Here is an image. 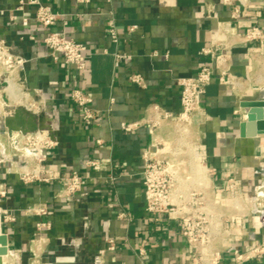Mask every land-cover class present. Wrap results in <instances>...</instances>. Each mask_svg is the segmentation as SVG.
Masks as SVG:
<instances>
[{
    "label": "crops",
    "instance_id": "0c3cea01",
    "mask_svg": "<svg viewBox=\"0 0 264 264\" xmlns=\"http://www.w3.org/2000/svg\"><path fill=\"white\" fill-rule=\"evenodd\" d=\"M19 1L0 0L4 11L0 38L12 54L26 60L15 81L26 96L25 107L43 113L51 127L54 146L41 170L52 171L54 178L23 183L18 169L24 156L14 147L22 137L13 139L6 129L0 131V182L10 191L0 200V209L15 217L2 225L9 240L4 257L11 264H26L28 258L33 259L30 264H191L192 254L179 225L166 217L156 222L145 212L142 152L150 147L148 129L144 125L126 133L121 124L145 123L154 105L179 113L178 79L197 75L208 60L202 51L213 45L221 30L222 53L238 82L233 87L220 85V70L213 64L212 82L202 100L206 117L196 115L194 128L206 145L207 164L215 170V188L224 191L230 175L241 182L243 191H252L263 179L264 135L241 138L239 126L245 121L242 101L264 87V39L243 43L234 33L251 27L264 33V0H242L244 12L238 15L234 0H92L89 4L43 0L60 14L53 29L87 47L84 70L69 67L62 58L53 59L43 44L47 30L34 21V8L16 10ZM25 18L28 26L22 25ZM112 24L117 27L116 44L109 34ZM117 53L130 55L131 60L116 65ZM134 75L143 77L145 88L131 81ZM74 89L92 99L90 107L98 117L89 126L70 100ZM158 135L171 139L172 128L165 124ZM90 162L96 165L89 166ZM73 172L83 176L82 189L70 199H60L62 179ZM35 205H46L49 216L27 213ZM120 212L131 220L119 219ZM39 221L50 222L52 230L35 257ZM261 224L254 228L251 217L232 213L227 230L234 235L254 232L251 243H256L264 240V221ZM110 238L117 241L114 252L106 250ZM140 248L147 253L142 259ZM229 250L224 264H234ZM246 264H264V257Z\"/></svg>",
    "mask_w": 264,
    "mask_h": 264
},
{
    "label": "built area",
    "instance_id": "2783aa9c",
    "mask_svg": "<svg viewBox=\"0 0 264 264\" xmlns=\"http://www.w3.org/2000/svg\"><path fill=\"white\" fill-rule=\"evenodd\" d=\"M77 1L89 4L92 0ZM26 7L34 8V21L47 30L43 44L50 51L53 59L57 61L62 58L69 67L84 70L87 61V47L69 38L63 31L53 29L60 14L50 5L45 4L43 0H20L16 10L23 11ZM235 12L239 14L238 7H235ZM3 14L4 11L0 10V16ZM12 19L16 20L17 16H13ZM28 24V18L22 20L23 26H28ZM109 34L113 43L119 42L117 27L114 24L110 26ZM234 36L243 43L264 39V33L258 27H251L244 32L238 31L234 33ZM33 39L31 37V40ZM224 42V34L219 30L214 37L213 45L202 51V56L207 57L208 60L202 64L197 75L178 79V85L181 87V111L179 113L174 114L154 105L152 116L145 123L121 124V129L126 133L137 131L144 125L147 127L151 138L150 147L142 152L145 212L156 222L166 217L179 225L180 233L185 238L192 254L191 264H224L227 251L236 245H242V247L230 256L234 264H246L255 258L264 257V240L245 246L246 232L242 235H234L227 230L232 213L251 217L253 207L257 209L264 207V187L258 182L252 190L253 196L250 197L248 192L242 190L238 179L227 175L225 190L218 191L213 178L215 170L207 164L206 145L194 128L196 115L206 117L202 100L212 82L213 64L219 67L218 82L220 85L233 87L238 82V78L231 73L226 63L227 56L222 53L221 47ZM115 57L116 65L123 60H131V56L126 54L117 53ZM25 63L26 60L12 54L7 43L0 38V81L13 80L16 82V75ZM131 81L139 87H146L140 75L132 76ZM70 100L79 109L82 122L86 126L91 125L98 117V114L90 107L91 97L84 91L72 90ZM165 124L172 128L171 139L158 135V131ZM53 146L54 142L49 134L42 138L38 134L28 135L15 141V147L20 150L47 152ZM199 151L201 156L197 154ZM183 157H188V170L183 169V164L179 163ZM29 159L34 160V163H27L25 166H19L18 169V176L23 183L53 180L52 171L42 173L43 159L35 157ZM94 165H96L95 162L89 163V166ZM198 165L205 168L209 185L197 174ZM62 181L64 189L58 197L70 199L81 191L84 178L80 173L73 172L64 177ZM9 193V186L0 182V200L6 199ZM26 211L38 218L49 216V209L46 205H35ZM118 218L131 220L125 212H120ZM0 219L2 225L4 222L15 221L14 216L1 209ZM36 230V249L33 253L35 257H38L42 244L45 243V236L52 230V224L48 221H39ZM116 249V239H108L106 250L114 252ZM146 254L144 248L138 250V256L141 259Z\"/></svg>",
    "mask_w": 264,
    "mask_h": 264
},
{
    "label": "water",
    "instance_id": "95a60500",
    "mask_svg": "<svg viewBox=\"0 0 264 264\" xmlns=\"http://www.w3.org/2000/svg\"><path fill=\"white\" fill-rule=\"evenodd\" d=\"M233 5L239 8V14L244 12V6L242 0H234ZM6 82L0 81V98L3 101L4 114L0 116V131L7 130L9 136L13 139L25 137L28 135L37 134L39 132H48L49 137L53 139L51 127L45 119L43 113H33L27 107L22 105H11L9 97L4 93ZM241 108L244 110L245 121L240 123L239 137L251 139L264 135V87L260 89L256 94L247 100L242 101ZM23 153L25 159L35 157L37 159H44L47 152L31 150L30 153L27 150H20ZM28 154V155H27ZM24 162L20 166H25ZM257 173H261L257 170ZM259 181L260 185L264 187V172ZM250 197L253 196V192H248ZM261 221H264V207L262 209L252 208L251 211V224L254 228H260L262 226ZM255 233L250 232L247 235V239L244 243L245 246L249 245L255 240ZM0 243L5 244V248H0V264H3V256H6L9 250L8 236L3 232V226L0 219ZM242 245L232 246L229 250L230 253H236Z\"/></svg>",
    "mask_w": 264,
    "mask_h": 264
},
{
    "label": "bare ground",
    "instance_id": "6f19581e",
    "mask_svg": "<svg viewBox=\"0 0 264 264\" xmlns=\"http://www.w3.org/2000/svg\"><path fill=\"white\" fill-rule=\"evenodd\" d=\"M6 93L12 98V99H14L15 101L16 100H20L21 99V97H22V93H21V90H20V88H18L14 83H12V82H10V81H6ZM40 137L42 136V134H40L39 135ZM54 138V137H53ZM15 147V146H14ZM16 148V147H15ZM27 151H29L30 153H32L31 152V150H27ZM198 154V156H201V152L199 151V153H197ZM28 155V154H27ZM23 160L25 159L24 157L22 158ZM22 160V161H23ZM24 162V161H23ZM23 162H21V163H23ZM5 165V164H4ZM18 166V165H17ZM196 172H197V174L198 175H200L201 176V178L203 179V180H205V181H207V185H209V181H208V179L206 178V170H205V168L204 167H202L201 165H198L197 166V170H196ZM1 248V247H0ZM3 248H5V247H3ZM14 255V254H13ZM13 257V256H12Z\"/></svg>",
    "mask_w": 264,
    "mask_h": 264
},
{
    "label": "rangeland",
    "instance_id": "374dc122",
    "mask_svg": "<svg viewBox=\"0 0 264 264\" xmlns=\"http://www.w3.org/2000/svg\"><path fill=\"white\" fill-rule=\"evenodd\" d=\"M8 81H10V82H12V83H14L16 86H17V84H16V82H14L13 80H8ZM7 86V85H6ZM18 87V86H17ZM18 88H20V87H18ZM5 90H6V87H5ZM4 90V91H5ZM20 90H21V88H20ZM8 97H9V99L13 102V103H15V104H17V105H22V106H25L24 105V98L26 97L25 96V94L23 93V91L21 90V93H22V97H21V99L20 100H14V99H12L7 93H6V91L4 92ZM3 105V101H2V99L0 98V105ZM38 135H40V134H42V136H41V138L42 137H44V136H46L47 134H48V132H39V133H37ZM179 163H182L183 164V169H186V170H188L189 169V167H188V157H183V158H181L180 160H179ZM6 245L5 244H2V243H0V247H1V249H3V247H5ZM2 259H3V264H11V260H10V258L9 257H2ZM33 261V259L31 260V259H26V264H30L31 262Z\"/></svg>",
    "mask_w": 264,
    "mask_h": 264
},
{
    "label": "flooded vegetation",
    "instance_id": "af4514ba",
    "mask_svg": "<svg viewBox=\"0 0 264 264\" xmlns=\"http://www.w3.org/2000/svg\"><path fill=\"white\" fill-rule=\"evenodd\" d=\"M256 184H257V183H256ZM256 184H255V185H256ZM255 185H253V188H254Z\"/></svg>",
    "mask_w": 264,
    "mask_h": 264
}]
</instances>
